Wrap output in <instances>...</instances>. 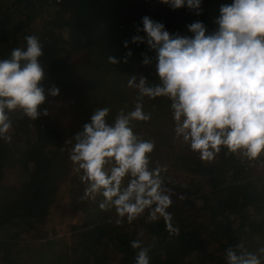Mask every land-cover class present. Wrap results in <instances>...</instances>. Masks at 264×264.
<instances>
[{
	"label": "trees",
	"instance_id": "trees-1",
	"mask_svg": "<svg viewBox=\"0 0 264 264\" xmlns=\"http://www.w3.org/2000/svg\"><path fill=\"white\" fill-rule=\"evenodd\" d=\"M226 2L203 0L202 12L196 15L187 8L171 10L159 0H0V58L23 46L25 35H38L43 44L39 61L46 74L44 84L60 89L42 106L48 108V116L31 121L13 114L12 141L0 140V264H20L22 253L31 250L29 243L35 239L42 246L63 245L57 264H135L137 250L130 241L141 232L150 264H226L224 250L229 246L243 243L252 252L264 246V171H258L264 159L249 162L222 151L212 162L201 161L186 146L173 143L167 131L168 102L163 98L146 102L145 110L152 112L153 119L137 122L135 130L155 140L154 163L167 166L165 175L173 182L169 187L184 194L183 200L174 198L169 209L179 234L169 235L162 219L145 222L140 217L117 225L114 211H107L99 212V222L91 218L73 226L70 244L55 239L42 242L61 185L72 171L69 142L54 109L61 94L70 91L84 104L85 120L99 106H109L113 115L125 105L130 109L134 92L125 86L128 75L137 71L155 80L153 65L140 63L141 53L149 56L152 51L130 43L133 56L128 63L112 65L107 56L119 58L126 51L119 49L123 44L118 41L136 34L144 15L179 35L191 36L186 25L196 20L212 32L219 6ZM130 17H135L133 23ZM92 65L102 70L96 78L87 71ZM81 79L87 89L77 86Z\"/></svg>",
	"mask_w": 264,
	"mask_h": 264
},
{
	"label": "clouds",
	"instance_id": "clouds-1",
	"mask_svg": "<svg viewBox=\"0 0 264 264\" xmlns=\"http://www.w3.org/2000/svg\"><path fill=\"white\" fill-rule=\"evenodd\" d=\"M171 10L202 12L203 0H159ZM216 28L209 32L203 21L186 25L191 36L170 32L162 21L148 15L136 25V34L122 41V57L107 62L128 63L129 44L146 45L154 57L142 52V65L154 61L155 80L142 72L128 75L126 87L134 92L129 109L114 115L109 106L92 109L80 130L72 135L69 160L84 185L81 200H97L102 211H114L115 224L163 220L169 235H178L169 211L176 193L165 174L166 165L154 163V139L135 130L153 114L147 101L165 99L172 125V141L186 146L201 161L212 162L223 151L249 162L264 159V0H227L219 6ZM142 33V34H141ZM25 44L0 58V140L12 141V116L19 113L35 121L48 116L42 107L56 97L55 84L46 87L39 61L43 44L36 34L24 36ZM130 241L137 250L135 264H150L149 249L140 237ZM226 264H264V246L248 251L243 243L224 250Z\"/></svg>",
	"mask_w": 264,
	"mask_h": 264
},
{
	"label": "rangeland",
	"instance_id": "rangeland-1",
	"mask_svg": "<svg viewBox=\"0 0 264 264\" xmlns=\"http://www.w3.org/2000/svg\"><path fill=\"white\" fill-rule=\"evenodd\" d=\"M143 11L139 12L142 14ZM131 22L133 23L135 17H130ZM139 23V22H138ZM136 31V28L134 29ZM53 30H51L52 32ZM142 34V33H141ZM123 40H119V43H122ZM118 45L117 43L113 42ZM121 47V46H120ZM131 48V47H130ZM119 49H125L123 46ZM117 55V54H116ZM150 57H154V52L149 54ZM80 58L77 59V62ZM83 61V60H81ZM153 65L152 71L154 72V61L150 66ZM135 70V69H133ZM91 78H96L101 73L100 65H92L90 68H87ZM85 72V71H80ZM82 73V74H83ZM133 73H137L134 71ZM84 79L78 81L77 86L81 88H86L87 86L81 85ZM74 89H76L74 87ZM73 89V91H74ZM75 94V93H74ZM59 103H55L54 109L59 112V118H61V128L65 131L64 134L69 142L68 147L71 150L72 147V135L80 130V126L86 121L83 118V107L84 104L77 100L70 91H65L61 94L58 99ZM54 109H51L54 112ZM156 118V117H155ZM84 121V122H83ZM74 128V129H73ZM172 125L167 130L172 135ZM264 171V165H262L258 171ZM179 176H182L183 172H178ZM177 174V176H178ZM178 176V177H179ZM84 185L79 179V173L75 170L74 165L72 164V171L70 177L67 181L63 182L60 189V196L57 202L53 205L50 215L47 220V231L46 239H55L61 242L60 240L66 241L68 244L71 243L72 233L74 232L73 226L75 225H84L91 218H96V221L99 222L98 215L99 212L103 214L107 211H102L98 207L99 198L97 200H81L80 197L83 195ZM176 196H173V201H176ZM201 202V201H200ZM101 216V214H100ZM47 241V240H46ZM41 241L38 239L31 240V253L27 250L22 253L20 264H57L56 258L58 257L62 246L56 245L53 247L52 244L40 245ZM53 247V248H52ZM53 257V258H52Z\"/></svg>",
	"mask_w": 264,
	"mask_h": 264
}]
</instances>
